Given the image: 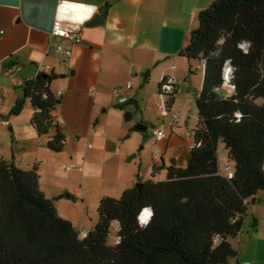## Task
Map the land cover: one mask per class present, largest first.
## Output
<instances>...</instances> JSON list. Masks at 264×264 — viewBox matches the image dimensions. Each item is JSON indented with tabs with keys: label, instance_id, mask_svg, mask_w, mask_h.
I'll use <instances>...</instances> for the list:
<instances>
[{
	"label": "trees",
	"instance_id": "16d2710c",
	"mask_svg": "<svg viewBox=\"0 0 264 264\" xmlns=\"http://www.w3.org/2000/svg\"><path fill=\"white\" fill-rule=\"evenodd\" d=\"M179 57L202 68L185 166L151 163L150 177L137 175L139 189L131 185L117 197L100 198L94 226L80 237L54 205L75 198L47 199L36 166L23 170L0 155V264H229L236 256L230 241L257 232V220L246 219L254 197L264 193V0H213L198 13ZM55 78L38 73L25 81L9 116L28 103L30 128L46 137L50 152L60 153L66 136L53 115L60 103L50 89ZM218 144L229 172L219 166ZM161 170L164 178L153 181ZM144 209L150 216L140 224Z\"/></svg>",
	"mask_w": 264,
	"mask_h": 264
},
{
	"label": "crops",
	"instance_id": "0c3cea01",
	"mask_svg": "<svg viewBox=\"0 0 264 264\" xmlns=\"http://www.w3.org/2000/svg\"><path fill=\"white\" fill-rule=\"evenodd\" d=\"M212 2L67 0L71 5L96 7L90 19L78 23L58 18L76 14L75 8L59 12L60 0H0V96L3 98L0 155L23 170L36 166L39 189L47 199L63 193L72 195L73 201L58 199L54 205L58 216L71 222L80 234H86L94 226L101 197H117L136 182L138 170L126 163L133 149L122 141L129 126H125L121 113L128 100L137 102L135 98L146 81L151 80L155 65H162L156 77L157 86L163 77L170 76L177 88L175 97L180 93L179 80L189 88L190 95H198L202 68L197 65L201 74L194 93L190 86L197 75L178 53L187 45L190 32L197 26L198 13ZM104 6L102 21L98 16ZM56 20L81 28L80 43L71 46L69 58H62L54 51L56 40L49 32ZM176 55L184 65L162 61ZM38 73L56 76L50 89L60 103L53 115L66 136L65 147L60 153L50 152L45 147L46 137L37 138L30 128L28 103L19 117L9 116L13 103L21 96L23 83ZM127 83L131 84L130 90L112 95L113 87ZM224 88L231 90L227 84ZM122 98H126L124 104L119 103ZM6 100L10 101L8 107ZM3 116L8 118L2 119ZM22 120L23 128L19 123ZM181 122L175 120L162 141H156L153 135L140 138L148 157V162L140 157V163H149L144 176L150 173L151 163L161 166L162 161L165 167L185 166L186 147L190 150L193 140L190 145L192 133L184 129ZM46 161L50 166L43 170L41 165ZM70 165L73 167L66 170ZM88 199L91 200L89 204ZM258 205L264 207V193L254 197L247 210L246 224L255 217ZM230 243L236 256L229 264H264V223L258 224L257 232L251 236L242 235Z\"/></svg>",
	"mask_w": 264,
	"mask_h": 264
},
{
	"label": "rangeland",
	"instance_id": "374dc122",
	"mask_svg": "<svg viewBox=\"0 0 264 264\" xmlns=\"http://www.w3.org/2000/svg\"><path fill=\"white\" fill-rule=\"evenodd\" d=\"M162 61L163 62L168 61L175 65L185 64L182 59L178 58V55H176L173 58L171 57L167 59L163 58ZM191 65H192L191 66L192 71H195L193 73L197 76L193 77L190 87L192 88L193 92L196 93V86L198 83L197 81H199L201 73L197 66L198 65L197 61H194ZM161 66L162 65H158V64L155 65L156 68L151 74V80L150 81L147 80L146 81L147 84H144L143 87L140 89V92L137 98H135L137 100V106L130 104V103H126L122 107L123 109H125L121 113L122 120L125 123V126H129L128 130L122 136L123 137L122 141L126 145L132 146L131 149H133L132 152L127 156L128 158H127L126 163H128L129 166H132L135 169V171L138 170L137 175H139V177H141L142 179H146L150 177V173L144 176L145 170L147 167L146 165H148L149 163H146V165L145 163L143 164L140 163V157L142 160H146L148 162V157H146L147 148L143 144V142H140L141 141L140 138L144 139L150 135H153V130L155 129H162L165 135L168 134L169 133L168 127L171 126L175 122L172 119L173 115H176L177 118L180 119V121H182L181 122L182 127L186 129L189 133L192 132V129L194 128L196 124V109H195L194 100H193L195 96H193L192 94L191 95L189 94L190 93L189 88L187 89L182 84L181 80L178 81L179 87H180V93L176 97H174L175 102L173 104L172 109L170 110V113L163 114V108L160 106V103L162 102L163 97H161L160 94L158 93V86L156 82L157 81L156 77L157 75H159L158 72L162 69ZM9 103L10 101L6 100L5 102L6 107L9 106ZM125 112H128L131 114V117L129 119L124 118ZM19 123L20 124L22 123V128H23L24 121L23 120L19 121ZM138 123H142L145 126H147V131L146 132L135 131L134 127ZM184 123H187L186 126H184ZM26 126H28V124ZM191 144H192V139L190 138V145ZM216 154H217V160H218L219 166L223 171L222 173H225L226 170L224 168L227 165H230V163L227 160L226 151L219 144L217 146ZM131 155H135V157L130 158ZM188 155H189V146L186 147V157H188ZM51 156H54V155H51ZM55 156H58V155H55ZM49 166H50V163L47 161L43 162L41 165L43 170H46V168L48 169ZM164 176H165V171L163 172L161 170L159 174H155L152 179L153 181H160L164 178ZM136 183L137 182H134L133 185H135ZM119 195L120 194H118V196ZM70 201H73V200H70ZM87 201H88L87 202L88 204L89 202L91 203V200L88 199ZM79 204H80V201H79ZM256 208H257L256 209L257 213L254 215L255 216L254 218L257 220L258 224L261 226L264 223V207L258 205ZM144 210H147L148 217H149L150 211L148 209H144ZM138 221L140 224H143L140 218H138ZM109 243H112L111 234L109 236Z\"/></svg>",
	"mask_w": 264,
	"mask_h": 264
},
{
	"label": "built area",
	"instance_id": "2783aa9c",
	"mask_svg": "<svg viewBox=\"0 0 264 264\" xmlns=\"http://www.w3.org/2000/svg\"><path fill=\"white\" fill-rule=\"evenodd\" d=\"M49 36L56 40L54 43V51L58 53L60 56H62V58H69L71 55V46L80 43L81 28L79 25L76 24L56 20L52 23ZM58 46L61 47L62 49L59 52L57 51ZM174 88L175 85L173 83V78L170 76L164 77L158 88V93L160 94L161 97H163V100L160 103V106L163 108V114L170 113V111L166 110V101L170 98L169 96L172 94ZM130 89H131V84L127 83L124 86L113 87L111 93L113 96H117ZM59 93L60 92H58V95ZM125 102H126V98H122L119 100L120 104H124ZM172 119L175 121L178 118L176 115H173ZM153 137L155 138L156 141H162L166 138V135L162 129H155L153 130ZM72 167L73 165H70L66 167V170H70ZM224 169L226 170V172H229L230 170L228 166H226ZM85 235L86 234H81L80 237H84Z\"/></svg>",
	"mask_w": 264,
	"mask_h": 264
},
{
	"label": "clouds",
	"instance_id": "9594fccd",
	"mask_svg": "<svg viewBox=\"0 0 264 264\" xmlns=\"http://www.w3.org/2000/svg\"><path fill=\"white\" fill-rule=\"evenodd\" d=\"M72 6L73 5L67 3V0H60V4L57 5V8H58L59 12H63L65 10L69 9V8H75L76 9V14L75 15H69V16H66V17L65 16H61V17H58V18L67 19L69 21H75V22H78V23H83L85 20L90 19L92 14L96 12V7L94 5H82V4H80V5H75V6H78V7H72ZM119 39H121V38L117 37V40H119ZM61 50H62L61 47L58 46L57 47V51L59 52Z\"/></svg>",
	"mask_w": 264,
	"mask_h": 264
},
{
	"label": "water",
	"instance_id": "95a60500",
	"mask_svg": "<svg viewBox=\"0 0 264 264\" xmlns=\"http://www.w3.org/2000/svg\"><path fill=\"white\" fill-rule=\"evenodd\" d=\"M105 14V6L99 11V16L98 17H100L101 19H102V21H103V15ZM228 72H229V68H227L226 69V71H225V78L226 79H228ZM22 97H23V95H24V91L22 90V88H21V94H20ZM128 103H130V104H133V105H135V106H137V102L135 101V100H128ZM131 117V114L130 113H128V112H126L125 114H124V118L125 119H129ZM7 119L8 117L7 116H4V117H2V119ZM134 130L135 131H138V132H146L147 131V126H145L144 124H142V123H138V124H136L135 125V127H134ZM135 155H132L130 158H133ZM141 183H136L135 184V186L139 189L140 187H141ZM149 210V209H148ZM150 211V210H149Z\"/></svg>",
	"mask_w": 264,
	"mask_h": 264
},
{
	"label": "bare ground",
	"instance_id": "6f19581e",
	"mask_svg": "<svg viewBox=\"0 0 264 264\" xmlns=\"http://www.w3.org/2000/svg\"><path fill=\"white\" fill-rule=\"evenodd\" d=\"M141 222L144 224L147 219H148V212H146V210H144L141 215L139 216Z\"/></svg>",
	"mask_w": 264,
	"mask_h": 264
},
{
	"label": "snow or ice",
	"instance_id": "6c2138e0",
	"mask_svg": "<svg viewBox=\"0 0 264 264\" xmlns=\"http://www.w3.org/2000/svg\"><path fill=\"white\" fill-rule=\"evenodd\" d=\"M72 7H78V6L73 5ZM146 212H147V210H146Z\"/></svg>",
	"mask_w": 264,
	"mask_h": 264
}]
</instances>
